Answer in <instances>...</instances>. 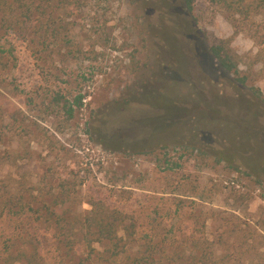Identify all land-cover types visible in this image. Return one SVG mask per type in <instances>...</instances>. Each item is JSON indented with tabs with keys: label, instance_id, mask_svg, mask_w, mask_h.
I'll return each instance as SVG.
<instances>
[{
	"label": "rangeland",
	"instance_id": "rangeland-1",
	"mask_svg": "<svg viewBox=\"0 0 264 264\" xmlns=\"http://www.w3.org/2000/svg\"><path fill=\"white\" fill-rule=\"evenodd\" d=\"M29 6L27 31H0V202L13 213L0 212L14 214L0 218L2 247L26 238L34 264H194V245L212 264H264V10ZM218 44L238 75L212 58ZM25 202L67 215L55 228L19 213ZM92 209L118 214L116 247H84Z\"/></svg>",
	"mask_w": 264,
	"mask_h": 264
},
{
	"label": "trees",
	"instance_id": "trees-1",
	"mask_svg": "<svg viewBox=\"0 0 264 264\" xmlns=\"http://www.w3.org/2000/svg\"><path fill=\"white\" fill-rule=\"evenodd\" d=\"M211 3L216 4L227 11H232V13H235L236 15H239L240 17H244V19H247V16L250 12L258 11L259 9L264 10V0H251V4L248 5V10H242L244 7H242L244 0H209ZM187 10H191L193 0H183ZM249 9L250 12H249ZM31 15L32 11H30L29 6V0H0V31L4 30H14L16 27L20 24H22L24 27L22 28V31H27V27H29L32 23L31 21ZM210 54L214 60H216L221 68L225 70L228 73H232L234 75H238V67L237 62L234 60V58L229 54V52L225 49V47L221 44H218L216 46L212 45L210 46ZM236 80H238L239 83L244 82V78L237 77ZM253 94L260 98L259 91L256 89H253ZM81 97L79 96L76 99V105L81 106ZM63 108L66 109L68 112L69 118L72 117V110L71 107H68V104L65 102V105H63ZM11 197V196H10ZM3 204V205H2ZM26 208L20 204L19 206H16L19 210H17L19 213L21 211L27 212H37L39 214L37 215V219L44 218L45 221L49 222L55 217V228H58L59 221L62 219L63 216H66L67 214H54L53 210H49L44 206L43 202H39L37 204L36 210H33L31 206V202H25L24 203ZM4 209L6 207L8 208L7 213H13L12 206H11V199L8 198L7 200L0 202V206ZM53 208H58V204L54 203ZM26 212V213H27ZM41 213V214H40ZM51 213V214H50ZM14 214H2V211L0 212V218L6 219L7 216H11ZM17 215V214H15ZM19 217L24 216L27 218L29 214H18ZM119 217L118 214H110V216L104 217L100 212H96V210L92 209L89 212V215L83 219V221L80 223V230L86 229L83 228L85 225L87 227V232L84 234L82 238V243L84 244L85 248L89 249V252H93L95 247L93 246L94 243L96 244H102L105 243L109 246H117V243L121 240L118 237V230H117V223ZM93 225V228L95 229L92 233L89 232L90 226L89 222ZM92 238H88L90 236ZM18 240V238H17ZM16 240V242H17ZM23 241H25V244L23 243L22 248L16 249L12 247L3 248L0 243V264H34L33 260L35 258L36 253H32V242L28 241L26 238H22ZM20 241V240H18ZM15 242V243H16ZM12 244L14 242L12 241ZM28 244L31 246V251H28ZM191 248V258L194 260V264H212L211 262V248ZM34 249V247H33ZM37 252V249H36ZM88 252V253H89ZM90 253L88 255H90ZM90 257V256H88ZM260 264V263H259ZM263 264V263H262Z\"/></svg>",
	"mask_w": 264,
	"mask_h": 264
}]
</instances>
